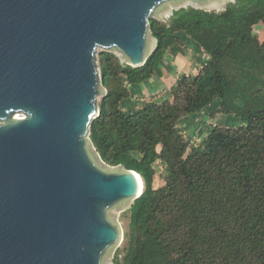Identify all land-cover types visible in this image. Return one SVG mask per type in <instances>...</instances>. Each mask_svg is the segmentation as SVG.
<instances>
[{
	"label": "trees",
	"instance_id": "1",
	"mask_svg": "<svg viewBox=\"0 0 264 264\" xmlns=\"http://www.w3.org/2000/svg\"><path fill=\"white\" fill-rule=\"evenodd\" d=\"M264 0H234L220 11L180 7L167 20L149 19L156 46L140 67L98 53L106 93L89 137L102 161L140 174L144 189L125 211L123 254L114 264H264ZM207 57L181 74L170 99L126 111L128 85L162 76L180 33ZM217 112L242 121L214 124L199 146L178 125L187 115ZM161 162L162 164H159ZM157 164L163 183L154 185Z\"/></svg>",
	"mask_w": 264,
	"mask_h": 264
},
{
	"label": "water",
	"instance_id": "2",
	"mask_svg": "<svg viewBox=\"0 0 264 264\" xmlns=\"http://www.w3.org/2000/svg\"><path fill=\"white\" fill-rule=\"evenodd\" d=\"M184 2L226 0H0V264H111L144 184L90 140L98 49L142 66L149 19Z\"/></svg>",
	"mask_w": 264,
	"mask_h": 264
},
{
	"label": "rangeland",
	"instance_id": "3",
	"mask_svg": "<svg viewBox=\"0 0 264 264\" xmlns=\"http://www.w3.org/2000/svg\"><path fill=\"white\" fill-rule=\"evenodd\" d=\"M231 1L234 0H226L223 5L216 6V8L189 2L176 3L154 14L153 17L160 18L161 20H167L173 10L180 7L189 6L206 10L220 11L226 7L228 2ZM253 32L258 36L259 41H262L264 37V25L258 24L254 26ZM180 35L183 38V43L180 46L169 48L164 60L162 61V76L154 75L151 79L145 81V83L131 85L126 84L130 90L131 95L122 103V106L126 111L133 110L134 108L144 104L146 101L154 100L157 102H161L166 99L172 98L170 88L177 77H179L181 74H193L199 69L207 55L204 54L200 45L192 38L187 36L184 32H181ZM151 50L152 44L147 54H149ZM101 51L104 50L101 48L98 49V53ZM111 52H113L120 59L121 63L125 62L126 59L120 52L115 49H111ZM100 98L101 96L98 98V101L100 100ZM218 107V101L216 100L214 103H212V105L206 108V111L199 114L184 116L178 121L181 132L184 135L185 139L189 141L190 145L199 146L207 136L211 126L214 124H221L231 127L239 126L242 124V121L239 118L231 114L217 112ZM159 164L162 163L159 162ZM159 164H157L156 167L157 174L154 181L155 186H159L163 183L162 176L160 174V172L162 171V166ZM131 203L132 201L130 200L128 206L119 210L116 216V221L120 226H122L124 232L127 229L128 223V215L127 213H125V211L129 208ZM124 246L125 240L123 238V240L118 245H116L112 251L111 264H114L113 258L116 252L119 251L120 254H123Z\"/></svg>",
	"mask_w": 264,
	"mask_h": 264
},
{
	"label": "crops",
	"instance_id": "4",
	"mask_svg": "<svg viewBox=\"0 0 264 264\" xmlns=\"http://www.w3.org/2000/svg\"><path fill=\"white\" fill-rule=\"evenodd\" d=\"M151 79V78H150ZM147 81V80H146ZM143 83H145V82H143Z\"/></svg>",
	"mask_w": 264,
	"mask_h": 264
}]
</instances>
